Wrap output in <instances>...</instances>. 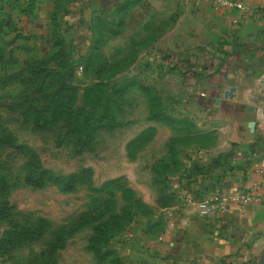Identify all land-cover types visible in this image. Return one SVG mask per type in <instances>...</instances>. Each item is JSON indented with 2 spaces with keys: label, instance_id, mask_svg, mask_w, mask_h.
Masks as SVG:
<instances>
[{
  "label": "crops",
  "instance_id": "0c3cea01",
  "mask_svg": "<svg viewBox=\"0 0 264 264\" xmlns=\"http://www.w3.org/2000/svg\"><path fill=\"white\" fill-rule=\"evenodd\" d=\"M17 1L0 6L18 35L36 16L50 17L51 32L53 16L79 24L85 10L88 47L114 42L120 63L149 68L201 135L172 177L175 197L156 221L161 227L129 232L123 264H264V198L224 209L217 202L208 215L196 205L252 184L264 192V176L253 171L264 166V0H240L252 13L210 0H33L27 12Z\"/></svg>",
  "mask_w": 264,
  "mask_h": 264
},
{
  "label": "rangeland",
  "instance_id": "374dc122",
  "mask_svg": "<svg viewBox=\"0 0 264 264\" xmlns=\"http://www.w3.org/2000/svg\"><path fill=\"white\" fill-rule=\"evenodd\" d=\"M55 17L64 46L59 55V48L51 43L52 25L45 24L48 15L36 16V23L30 24L24 35L9 30L0 39V74L26 71L27 61L35 64L33 61L44 57L48 58L45 66L49 72L42 90L30 91L27 97L18 82L0 87V121L17 140L36 150L43 167L53 175H67L84 167L89 170L78 174L69 189L53 180L31 185L22 179L24 157L11 149H1V157L9 163V186L2 196L8 211L19 221L42 216L50 226L38 239L0 251V264H121L117 259L122 257L121 243L129 232L135 229L140 233L144 228L151 233L161 227L156 221L161 223L169 205L164 204V195L170 192L173 175L182 168L183 154L194 144L184 139L186 130L179 121L167 119L184 116L176 109L179 98L168 94L163 80L152 79L149 68L142 71L141 65L127 68L120 63L121 50L114 48L113 52L114 42L89 54L85 10L79 24L77 18L71 21L64 13H60V19ZM70 22L75 25H67ZM112 52L114 56L110 57ZM62 78L72 87L74 97L62 90L55 95L56 103L82 110V119L89 116L85 122L69 124L70 120H63L60 114L49 118L47 94L52 93V84ZM55 87L57 90L58 83ZM41 107L40 119L37 113L29 114ZM157 172L165 178L163 181L156 177ZM110 179L115 180L102 187ZM134 198L147 207L136 209ZM107 205V209L114 210L132 205L136 211L106 245L118 257H101L89 246L96 221L83 225L78 221L80 216L97 215ZM7 227V219L0 217V236ZM56 232L65 233L64 243L50 251ZM128 244L135 248L134 241Z\"/></svg>",
  "mask_w": 264,
  "mask_h": 264
},
{
  "label": "trees",
  "instance_id": "16d2710c",
  "mask_svg": "<svg viewBox=\"0 0 264 264\" xmlns=\"http://www.w3.org/2000/svg\"><path fill=\"white\" fill-rule=\"evenodd\" d=\"M33 2V0H28L27 4H24L22 3V1H17V4L21 12H27L33 7ZM1 8L2 6H0V39L3 40V38H5L6 36L4 33L9 30H14V21L9 12L1 10ZM52 23L54 26L51 34L52 43L53 45H55V47L59 48L56 52V54L59 55L61 54V48H63L64 46L61 44V36L57 32L59 22L55 16H53L52 18ZM98 48V40H96V42L92 43L89 46V54L92 53L93 55V51ZM1 52L2 51L0 50V62H3ZM31 62L32 61L26 62L28 66H26V71L19 69L18 71H12L4 75L0 74V87L18 82L21 85L20 90L25 97L28 96V93L30 91H34L36 93L40 92L42 90L41 86L44 78L49 75V72L45 66V64L48 62V58L44 57L42 59H39L38 61H33L36 62L35 64H31ZM125 65L127 64L125 63ZM57 83L58 89L56 90L57 87H55L54 89V86ZM55 84H52V93L47 94L48 105L46 109L49 118L53 119L60 114L63 120H70L68 122L69 124H80L81 120L85 122L89 116L84 115L85 117H83L82 119V110H75L68 103H63L61 106L56 103L57 96L55 95L62 90H66L67 92L69 91V94L74 97L72 87L69 85V83L67 85L65 83V79L62 78L59 79V81H56ZM85 91L87 93L88 89H85ZM31 112L29 113L31 115H35L37 113V118L40 119V115L43 112V109L41 107ZM24 113H27V111H25ZM154 118L161 119L162 117L161 115H155ZM167 119L168 121H179L181 123L182 128L186 130L184 139H186L187 142H191V140L193 139L200 140L201 135L197 134L198 131L193 127L192 122L188 118L181 117V119L178 120L168 116ZM83 127L84 133H87V125ZM3 148L11 149L13 153L20 154L24 157V171L22 179L25 183L31 185H42L46 183L47 180H53L56 182H60L63 188L69 189L73 187L76 176L78 174L85 173L89 170L88 167H84L67 175H53L52 173H50V171L43 167L41 159L36 150L28 144L17 140L13 132L0 121V217L6 218L8 222V227L4 229L0 236V251L13 248L20 242H28L38 239L47 232L50 226L49 221L42 216H37L32 220L27 219L24 221H19L17 219H14L11 215V212L8 211V207L2 199V196L5 194V191L9 186V163L1 157V149ZM156 177L162 181L165 179L160 175L159 172H157ZM114 180L115 179H110L108 181H105L102 184V187L107 183L113 182ZM166 196L167 198L166 202L164 203L165 205L170 204L174 200L175 193L172 189H170V192L164 195V197ZM132 202L134 203L136 209L142 208L140 209L141 211L143 210V208L147 207L146 204L142 203L137 198L132 199ZM108 206L109 205L105 206L104 209L99 211L97 215L91 218L89 216L83 218L80 216V218L78 219L79 225H83L91 221H96L93 227L94 236L89 246L94 249V251L101 257H104L107 254H114V256H117L115 255V252L110 247H106V245L110 242L111 237H113L117 232H120L121 229L127 223H129L132 218H134V214L136 212H134V208L132 207V205H124L119 210H114L113 207L107 209ZM64 239V232H56L49 250L54 251L56 250V248L62 246L64 243ZM100 244L102 246L105 245L104 249H101L102 246H100ZM119 258L120 263L123 264V261H121V257H118L117 260H119Z\"/></svg>",
  "mask_w": 264,
  "mask_h": 264
},
{
  "label": "built area",
  "instance_id": "2783aa9c",
  "mask_svg": "<svg viewBox=\"0 0 264 264\" xmlns=\"http://www.w3.org/2000/svg\"><path fill=\"white\" fill-rule=\"evenodd\" d=\"M212 4L224 9L240 8L242 11L252 13V7L246 5L240 0H210ZM253 171L261 176H264V166L256 167ZM264 198V192L258 194L255 184L245 187L241 190H228L225 193L204 195L196 200L198 212L202 215L210 214L219 202L221 209L226 208L228 205L234 203L248 204L251 202L259 201ZM187 201H191V197H187Z\"/></svg>",
  "mask_w": 264,
  "mask_h": 264
}]
</instances>
